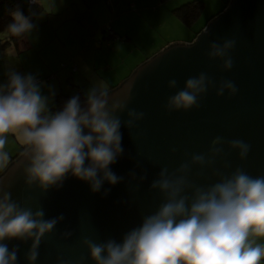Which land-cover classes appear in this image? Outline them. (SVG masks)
<instances>
[{"label": "clouds", "instance_id": "1", "mask_svg": "<svg viewBox=\"0 0 264 264\" xmlns=\"http://www.w3.org/2000/svg\"><path fill=\"white\" fill-rule=\"evenodd\" d=\"M10 16L4 34L31 33L30 17L19 9ZM235 44L234 39L212 41L207 58L218 61L221 71L230 72ZM167 87L174 90L165 104L169 113L198 108L213 88L217 98L238 92L233 80L214 82L205 72L188 77L180 88L176 79H170ZM43 88L32 73L11 71L0 82V146L9 131L27 146L26 183L46 191L59 188L70 174L87 183L93 193L105 183L118 184L122 178L111 170L123 152L118 114L126 111V126L131 129L144 113L127 108L125 102L109 104L113 93L106 83H93L58 108L52 106V86L47 94ZM131 92L129 85L125 97ZM250 147L242 138L217 136L206 152L185 153L172 171L161 168L150 185L162 197L155 211L119 242L84 238L81 244L88 258L93 264H264V174L253 176L242 167L228 171L227 163L217 167L232 153L245 160ZM6 160V154L0 153V167ZM62 219H45L42 209L21 206L0 188V264H16L17 251L6 243L12 240L32 241L26 259L27 264H35L41 239Z\"/></svg>", "mask_w": 264, "mask_h": 264}, {"label": "water", "instance_id": "2", "mask_svg": "<svg viewBox=\"0 0 264 264\" xmlns=\"http://www.w3.org/2000/svg\"><path fill=\"white\" fill-rule=\"evenodd\" d=\"M224 39L236 41L231 53L234 65L227 73L220 70L218 61L207 58L209 43ZM200 72L214 82L233 80L237 94L217 98L213 88L200 99L198 108L167 112V98L174 94L168 81L176 79L180 88L188 77ZM129 85L132 92L126 98ZM111 92L109 104L125 102L127 108L144 113V119L131 129L126 126V111L118 114L123 152L111 166L122 178L118 184L105 183L93 193L87 183L69 174L59 188L42 191L26 183L27 151L0 176V188L21 206L42 209L45 219L63 217L41 239L35 264H93L81 241L87 237L119 242L161 203V195L150 190L160 169L174 170L185 153L206 152L217 136L242 138L251 146L245 160L232 153L217 162L218 168L227 163L228 171L242 167L253 176L264 174V0H230L191 43L162 49ZM205 179L211 182L210 174ZM6 243L17 251L16 264H27L32 241Z\"/></svg>", "mask_w": 264, "mask_h": 264}, {"label": "crops", "instance_id": "3", "mask_svg": "<svg viewBox=\"0 0 264 264\" xmlns=\"http://www.w3.org/2000/svg\"><path fill=\"white\" fill-rule=\"evenodd\" d=\"M191 1L36 0L40 12L32 21L31 33L16 46L0 49V82L15 71L37 78L54 75L43 83L45 94L48 86L54 95L78 88L83 94L93 83H106L112 90L167 46L191 43L194 32L202 31L223 10L226 0H201L204 7L200 17L187 26L175 11ZM106 28L127 39L111 43L108 32H101ZM5 37L1 34L0 40ZM67 78L72 87L66 85Z\"/></svg>", "mask_w": 264, "mask_h": 264}, {"label": "trees", "instance_id": "4", "mask_svg": "<svg viewBox=\"0 0 264 264\" xmlns=\"http://www.w3.org/2000/svg\"><path fill=\"white\" fill-rule=\"evenodd\" d=\"M31 1H32V3H31ZM229 1L230 0L224 1L225 5L223 7V10L227 7V5L229 4ZM203 7H204V4L201 0H192L191 2L185 3L182 6L176 8L175 12L185 25L190 26V25L194 24L196 22V20L200 17L202 10H203ZM17 9H19L25 16L30 17L31 21H33L34 18L40 12L39 6H38V4H36V0H0V35L4 34V30L7 26V24L11 21L10 13L14 10H17ZM220 13L214 15V18L216 16H218ZM202 22H205V21H202ZM102 31H103V33L108 32L109 36L106 35V37L109 39V41L111 43H114L117 40L125 41L127 39V37H121L117 34H114L111 30H109L107 28L105 30L102 29L101 32ZM200 31H195L194 35L197 36ZM24 37H25V35L21 36V37L6 35V37L3 40H0V49H5L8 46H12V45L16 46L20 41L23 40ZM106 37H104V39H106ZM133 72H134V70L132 71V73ZM71 74H73V72H71ZM53 77H54V75H51V77H43V78H37V79H38V81L46 83ZM69 81H70V78H67L66 79V85H68L69 87H72V84L69 83ZM122 83H120L118 86L113 88L111 91L117 89V87H119ZM68 91L61 90L56 95L53 96V100H52L53 108H58L66 99H68L69 97H71L74 94H78V93L82 94V89H80V88H78L74 92L72 89H70ZM16 150L17 151H16L15 155L9 157V160L7 162L5 169L0 171V176L4 173V171L10 165H12L13 162H15L19 157H21L27 151V146L21 145Z\"/></svg>", "mask_w": 264, "mask_h": 264}, {"label": "rangeland", "instance_id": "5", "mask_svg": "<svg viewBox=\"0 0 264 264\" xmlns=\"http://www.w3.org/2000/svg\"><path fill=\"white\" fill-rule=\"evenodd\" d=\"M200 23L202 24L203 22L200 21ZM71 50H73V48H71ZM115 63L117 65L118 61L116 60ZM120 71L122 72V76H125L126 73H125V70H124L123 67H120ZM13 135L16 137V134L15 133H11V131H9L8 133H5L3 135L4 144H3V146H0V153L6 154L7 160H6V162H4L3 167H0V170H4L5 169L6 164L8 162L9 153L11 154L10 156H14L16 151H17L16 148L18 149L19 146L24 145V144H22L20 142V140L17 137L15 138Z\"/></svg>", "mask_w": 264, "mask_h": 264}, {"label": "built area", "instance_id": "6", "mask_svg": "<svg viewBox=\"0 0 264 264\" xmlns=\"http://www.w3.org/2000/svg\"><path fill=\"white\" fill-rule=\"evenodd\" d=\"M31 3H32V1H31Z\"/></svg>", "mask_w": 264, "mask_h": 264}]
</instances>
